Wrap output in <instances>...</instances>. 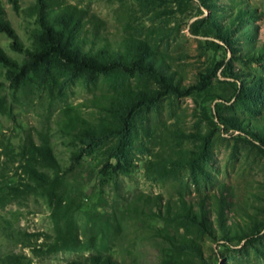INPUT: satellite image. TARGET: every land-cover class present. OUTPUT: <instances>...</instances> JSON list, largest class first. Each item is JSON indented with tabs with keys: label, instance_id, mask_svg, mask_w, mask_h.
Wrapping results in <instances>:
<instances>
[{
	"label": "rangeland",
	"instance_id": "374dc122",
	"mask_svg": "<svg viewBox=\"0 0 264 264\" xmlns=\"http://www.w3.org/2000/svg\"><path fill=\"white\" fill-rule=\"evenodd\" d=\"M35 1L0 0L14 31L0 30V49L16 63H0V259L102 264L110 257L118 264H166L165 251L179 249L175 264H264V140L241 128L264 117V98L246 88L254 86L251 79H264V61L238 58L240 46L230 49L221 38L229 16L246 7L254 12L245 21L256 27L260 48L264 0H67L102 19L116 46L125 39L144 43L178 77L177 90L166 88L154 70L90 73L45 55L27 14ZM17 39L23 49H16ZM127 92L142 102L129 114L131 125L120 120L123 110L115 109L113 131L73 161L59 130L62 111ZM81 110L86 117L98 115L90 106ZM122 124L128 125L122 157L111 158L123 137ZM39 132L48 134L64 171L60 189L67 205L77 207L70 214L86 250L46 256L32 251L67 217L55 215L41 190L12 195V188L29 182L18 154L28 133L42 144ZM141 194L195 207L223 196L241 207L227 225L235 218L243 231L240 238L223 240L186 221L168 224L145 211L136 216L130 206ZM165 228L185 237L184 244L175 248L166 242L159 232Z\"/></svg>",
	"mask_w": 264,
	"mask_h": 264
},
{
	"label": "trees",
	"instance_id": "16d2710c",
	"mask_svg": "<svg viewBox=\"0 0 264 264\" xmlns=\"http://www.w3.org/2000/svg\"><path fill=\"white\" fill-rule=\"evenodd\" d=\"M27 14L36 25L34 40L42 48V52L50 57H57L67 62L72 67L81 71L92 73H107L120 70H154L164 82V86L172 90L180 87V80L174 76L168 64L144 45L134 43L129 39L121 41L118 46L106 36V23L97 15L91 14L85 9L69 3L67 0H36ZM254 14L253 10L239 7L234 15H230L221 30V38L230 49L233 44L240 46V59H255L256 63L264 61V44L257 48L255 43V26L246 22L248 15ZM217 16V15H216ZM248 23L249 26L245 27ZM0 30L14 33L6 16L0 9ZM16 49H23L22 43L17 39ZM244 46V47H243ZM247 46V47H246ZM242 47V48H241ZM15 49V48H14ZM0 63L8 65L16 64L9 60L8 56L0 49ZM254 86L249 85L252 96L259 94L264 98V79L255 78ZM247 80V79H244ZM258 95V96H259ZM131 92L101 95L76 107H66L62 111L59 125L61 134L69 143L73 154V161H78L83 154L91 151L97 141L107 137L108 132L113 131V122L110 116L115 109L123 110L120 120L129 123L132 116V108L142 103ZM257 96V95H256ZM137 103V105H136ZM90 104V105H89ZM144 104V103H143ZM92 107L97 109L98 115L86 117L81 108ZM112 122L107 126L104 121ZM123 137L120 138V146L111 149V158L121 159V142L126 138L128 125L122 124ZM242 130L248 135L264 140V117L242 124ZM116 129V127H115ZM42 144L37 146L31 133L27 134L26 144L22 146L18 157L21 169L29 179L21 188L14 187L13 196L27 195L37 190L47 197L49 204L54 208L55 215L67 213L64 225L56 223L54 235L44 238V242L32 249L36 256H46L64 251H83L89 247L85 245L77 235V226L71 214L77 208L66 202L65 195L61 192L60 181L64 173L58 164L46 132H39ZM39 169L49 170L47 172ZM33 184V185H31ZM21 192V193H19ZM80 208V207H78ZM131 212L139 217H144V211L152 213L153 218L160 219L168 224L171 222L186 221L196 225L199 229L209 232L214 238L230 240L240 238L242 228L235 218L231 225L228 224L230 214H236L241 207L233 205L225 197L202 199L197 207L188 205L180 200H164L162 196L145 197L139 195L130 206ZM216 216L217 230L214 227L211 215ZM162 237L171 246L178 248L184 244L185 237L180 234L173 235L167 228L162 229ZM184 239V240H183ZM166 264H175L179 252L171 249V253L165 251ZM0 264H26L25 259L18 255H9L0 259ZM101 264V263H98ZM102 264H118L110 257L104 259Z\"/></svg>",
	"mask_w": 264,
	"mask_h": 264
}]
</instances>
